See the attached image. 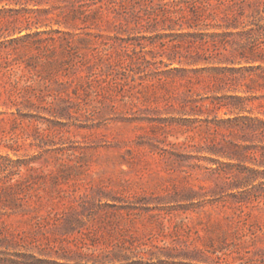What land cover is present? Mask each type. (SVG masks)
<instances>
[{"label":"rangeland","instance_id":"374dc122","mask_svg":"<svg viewBox=\"0 0 264 264\" xmlns=\"http://www.w3.org/2000/svg\"><path fill=\"white\" fill-rule=\"evenodd\" d=\"M0 264H264V0H0Z\"/></svg>","mask_w":264,"mask_h":264}]
</instances>
